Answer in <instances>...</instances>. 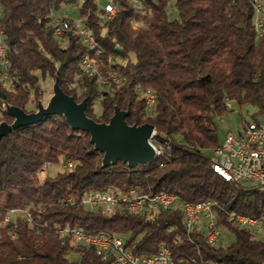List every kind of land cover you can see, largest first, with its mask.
I'll use <instances>...</instances> for the list:
<instances>
[{
	"label": "trees",
	"instance_id": "trees-1",
	"mask_svg": "<svg viewBox=\"0 0 264 264\" xmlns=\"http://www.w3.org/2000/svg\"><path fill=\"white\" fill-rule=\"evenodd\" d=\"M81 1L79 16L98 45L90 54L72 35L57 38L51 18L73 24L60 14ZM110 2L116 16L106 22L94 0H0L8 63L0 67V127L15 124L12 109L34 115L39 105L47 107L41 84L50 80L78 105L86 103L89 120L109 125L119 110L129 114L130 128L154 127L156 147L169 149L134 169L122 162L103 168L90 136L72 130L63 116L1 137L0 264H114L112 255L59 238V230L78 228L122 239L140 258L165 248L172 264H264V241L233 220L264 223V193L224 182L212 166L222 144L216 118L238 111L249 119L245 125L264 124V38L254 29L250 0H139L138 8ZM87 54L97 68L90 78L80 70ZM145 92L154 95L152 109ZM68 163L72 170L39 178ZM110 191L210 203L218 230L234 241L211 245L205 228L187 231L181 205L152 217L85 205L89 195Z\"/></svg>",
	"mask_w": 264,
	"mask_h": 264
},
{
	"label": "built area",
	"instance_id": "built-area-1",
	"mask_svg": "<svg viewBox=\"0 0 264 264\" xmlns=\"http://www.w3.org/2000/svg\"><path fill=\"white\" fill-rule=\"evenodd\" d=\"M129 4L137 8L136 0H128ZM254 13V29L258 38H264V0H250ZM104 20L111 22L115 19L116 8L108 4L104 9ZM54 35L66 41L68 35L76 37L79 44L89 54L98 50V45L92 31L86 25L78 23L70 24L64 22L58 16H51ZM4 34L0 30V67L6 68L7 51L3 41ZM87 54L80 63V70L84 77L94 76L96 62ZM112 81L119 84L121 80L113 78ZM6 83H13L10 78H5ZM106 84L104 81L101 82ZM143 100L148 109L155 105V98L151 92H145ZM231 109L230 104L227 105ZM154 135L151 145L155 151V157H161L155 145ZM245 144H253V151H245ZM213 172L224 182L229 184L248 185L256 189H264V124L249 123L237 135L228 134L220 146L217 156L212 158ZM50 168V167H48ZM64 170H72L73 164L63 166ZM47 170L44 169L39 178L47 177ZM90 210L103 207L108 215L124 209L132 216L152 217L160 211H168L180 207V200L177 196L161 194L154 198L137 197L135 192L122 193L110 191L106 194L93 193L85 201ZM185 226L187 231L197 228L202 219L207 221V239L211 245H216L220 240V231L217 228V221L213 212L212 204H185L181 205ZM29 217H27L28 219ZM234 222L241 228L252 232L254 236L264 234V223L252 220L243 216L233 217ZM59 238L69 247H87L93 249L100 257H114V264H172L171 254L161 248L157 255L151 258H140L134 255V247L127 248L122 239L108 237L105 235L87 234L81 229H62L58 231Z\"/></svg>",
	"mask_w": 264,
	"mask_h": 264
},
{
	"label": "water",
	"instance_id": "water-1",
	"mask_svg": "<svg viewBox=\"0 0 264 264\" xmlns=\"http://www.w3.org/2000/svg\"><path fill=\"white\" fill-rule=\"evenodd\" d=\"M53 98L47 107L39 105V111L34 115L12 109L10 114L15 118L12 127L2 125L0 138L8 136L12 131L31 127L41 123L48 117L63 116L74 131L86 133L91 138V145L101 153L103 168L122 162L130 169L151 164L155 160V151L151 141L156 132L152 126L130 128L126 123L129 114L115 111L109 125H98L86 117V103L78 105L68 98L56 83L53 88Z\"/></svg>",
	"mask_w": 264,
	"mask_h": 264
},
{
	"label": "rangeland",
	"instance_id": "rangeland-1",
	"mask_svg": "<svg viewBox=\"0 0 264 264\" xmlns=\"http://www.w3.org/2000/svg\"><path fill=\"white\" fill-rule=\"evenodd\" d=\"M95 3L99 6V8L104 9L108 4H110L111 0H94ZM83 1H81L78 5H72L66 8H63L60 17H64L69 21H72L73 24L78 23L81 18L79 16V7ZM1 16V15H0ZM59 17V15H57ZM8 85V83H6ZM43 91H44V99H45V104H48L51 99L53 98V88L54 85L50 80H47L46 82L41 84ZM97 114H101V109L100 107L97 106ZM247 119L246 115L241 116L240 112L235 111L232 113H229L226 116L223 117H218L215 120V124L218 129V136L219 140L221 143L224 142L226 136L228 134H233L237 135L244 129V120ZM63 171V165L60 166H52L48 168L47 170V176L48 177H55L58 173ZM198 227H202L203 229H207V221L203 218L202 222ZM258 240H263L264 241V234L255 236ZM234 241V238L227 232L220 230V240L219 243L220 245H228Z\"/></svg>",
	"mask_w": 264,
	"mask_h": 264
},
{
	"label": "bare ground",
	"instance_id": "bare-ground-1",
	"mask_svg": "<svg viewBox=\"0 0 264 264\" xmlns=\"http://www.w3.org/2000/svg\"><path fill=\"white\" fill-rule=\"evenodd\" d=\"M136 5H137V8H138V6H139V0H136ZM65 22V21H64ZM79 25H85V23H84V21L81 19L80 21H79ZM96 66H94V75L96 74ZM9 85H12V83H8ZM152 97L154 98V95L152 94ZM231 106V105H230ZM154 135H157L156 134V132H155V134ZM154 137V136H153ZM169 148H168V144H165V148L163 147V148H158V152L160 153V155L162 156V154H163V152H164V150L166 151V150H168ZM218 151H220V147L217 149V150H215L214 152H213V155H212V158H214V157H216L217 156V152ZM245 151H253V144H245ZM155 158H157V157H155ZM260 192H262V193H264V189H258ZM98 235H101V234H98Z\"/></svg>",
	"mask_w": 264,
	"mask_h": 264
},
{
	"label": "crops",
	"instance_id": "crops-1",
	"mask_svg": "<svg viewBox=\"0 0 264 264\" xmlns=\"http://www.w3.org/2000/svg\"><path fill=\"white\" fill-rule=\"evenodd\" d=\"M0 14H1V12H0Z\"/></svg>",
	"mask_w": 264,
	"mask_h": 264
}]
</instances>
